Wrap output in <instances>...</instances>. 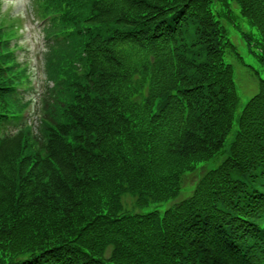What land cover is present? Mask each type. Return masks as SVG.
<instances>
[{
	"label": "trees",
	"instance_id": "obj_1",
	"mask_svg": "<svg viewBox=\"0 0 264 264\" xmlns=\"http://www.w3.org/2000/svg\"><path fill=\"white\" fill-rule=\"evenodd\" d=\"M213 3L258 28L264 64V0H35L49 35L70 22L45 55L37 131L22 115L32 67L2 20L0 126L16 129L0 134V264H264V80L192 198L119 214L125 188L139 204L176 197L185 170L224 153L238 94Z\"/></svg>",
	"mask_w": 264,
	"mask_h": 264
},
{
	"label": "rangeland",
	"instance_id": "obj_2",
	"mask_svg": "<svg viewBox=\"0 0 264 264\" xmlns=\"http://www.w3.org/2000/svg\"><path fill=\"white\" fill-rule=\"evenodd\" d=\"M14 2L15 13L24 12L26 15L29 14L30 10L28 9L31 0H14ZM212 6L214 7L216 17L226 27L228 37L233 45L227 50L226 61L233 65L234 82L238 94V103L234 111L235 124L226 138V144L222 149V152L224 153H218L212 159L201 161L196 164L195 167L185 170L181 177L182 189L176 197H171L162 201L151 200L146 202V204H139L136 195L129 189L125 188L126 190L120 194L123 207L122 211L119 213L120 216L121 214L133 216L137 213L142 214L151 211H158L161 216H164L168 208L174 207L184 199L188 200L192 198L196 191V187L207 172L217 167L226 158L227 153H225V151L229 150V147L235 138L239 115L249 99L255 96L260 90L261 83L264 80V64L259 58V54L263 49L260 42L261 36L258 28L251 24V22L240 13L238 8L234 9L230 14H218V7H216L214 3ZM19 43L22 45V48L18 50V54L21 55L22 59L26 58V61L30 60V65L33 71V86L38 92L42 89L41 85L45 84L47 78L44 72L43 57L42 59H39L38 57L33 59L32 57L38 53L43 56L45 40L43 39L42 30L38 25L28 23ZM149 73L150 72L140 68V72L136 79L137 86L140 90V99L142 101H144L147 96L148 86V79H145L144 77H147ZM34 96H36V100L32 104V108H30L32 113L31 116L37 111L36 108L39 107L38 95L34 93ZM4 154H6V157L9 156L7 153ZM10 164V161L4 156H0V170L2 172H4ZM43 169L47 171L45 178L54 183L57 180V176L50 169L44 167ZM0 189L2 188L0 187ZM104 257H111L110 249L104 252Z\"/></svg>",
	"mask_w": 264,
	"mask_h": 264
}]
</instances>
